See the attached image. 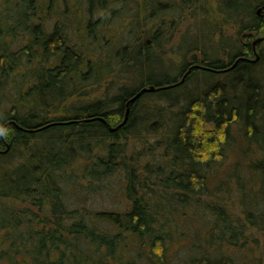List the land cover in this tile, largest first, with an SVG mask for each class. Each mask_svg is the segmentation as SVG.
Segmentation results:
<instances>
[{"label":"trees","instance_id":"16d2710c","mask_svg":"<svg viewBox=\"0 0 264 264\" xmlns=\"http://www.w3.org/2000/svg\"><path fill=\"white\" fill-rule=\"evenodd\" d=\"M76 1L97 41L132 0ZM169 1L144 10L195 16L202 2ZM235 1L219 0L239 26L225 57L197 38L168 65L160 28L134 34L113 56L142 58L145 78L115 74L114 92L76 101L106 76L70 36L68 0H0V94L25 72L18 100L0 95V264H263L264 0Z\"/></svg>","mask_w":264,"mask_h":264},{"label":"rangeland","instance_id":"374dc122","mask_svg":"<svg viewBox=\"0 0 264 264\" xmlns=\"http://www.w3.org/2000/svg\"><path fill=\"white\" fill-rule=\"evenodd\" d=\"M137 1H140V5L137 3ZM137 1H130V9L123 10L122 15L116 18L111 29L109 28L104 30L102 34L99 33L96 41V39L92 40V38L87 33L85 25L86 18L84 17L85 7H82L81 5L79 9L76 0H68L67 4L70 7V11L69 14L65 17L64 22L67 26H69L70 36L77 41L82 40L80 42V45L81 47H83V49H86L85 52L89 57L96 58L97 55V59L101 61V69H103L104 76H106L99 82L96 81L91 85H87V87L82 90V92H85V94L81 97L75 96L76 98H73L74 100L82 101L86 98L87 100H91L106 96L107 90H112L110 93L114 92V90L110 88L111 84L108 81L113 79L115 74H117L118 76L131 75V78H134V80L131 81L129 85H136L143 78H145L146 74L149 73L147 69L144 71V74L138 75L136 73L137 70L142 71L143 69L142 65H144V60L142 58H137L138 62L135 64V66H133V68H124L121 66L119 67L118 61L120 59V56H113L114 54L117 55L118 51L120 53L123 45L125 46L126 44H129L131 40H134V34H137L138 36H136V40L138 38H141L143 41L151 42L153 32L159 30L160 28V32L162 33L161 42L165 45V51L167 54L164 59H166V62L169 65L171 63H176L180 59L179 57L181 56V54L176 53V50L180 45L191 46L193 44V41H195L197 38L200 39V42H202L205 47L208 48L209 45H211L214 50L215 48L217 49L215 53L225 57L226 54L223 51L227 47L226 43H230V39L235 38V34H237V29L239 28L237 23L238 19L227 20L226 18H224V15L221 13V9L219 8V0H202L199 6L200 9L197 10L195 16H193L192 13L188 11V9L185 10L182 14L174 15V11L167 12V10L169 9L167 8L165 9L166 13H161V15L157 19H155V17H151L150 19L148 15L149 13L144 10V0ZM162 1L165 2L169 0ZM170 1L175 2V0ZM170 1L169 4H171ZM176 4L179 5V2H177ZM246 4L247 2L244 3L242 0H236V12L244 9L247 10L248 7H246ZM130 32L133 33L132 36L129 35ZM82 34L84 36L85 34L88 35L86 40H83ZM185 34L186 38L182 39ZM259 36H263V34L257 35V33H255V38H253L252 40L258 38ZM126 39H130V41L127 42ZM135 47L136 48H133V50L131 51L127 50L124 55H128L131 58L132 56L137 55L136 53L138 52V49L141 48V46L136 45ZM192 55V53H189L190 60H192ZM112 58H114V61L112 60ZM107 60L111 62L110 65H107L105 63L107 62ZM138 65H141L139 66L140 68L138 67ZM113 67H116L115 73L108 74L107 72L109 71V69ZM33 69L34 68H32V71H30L32 73H35L36 70L33 71ZM177 71L178 70H175L173 68L170 73L175 74ZM20 72L21 75H18L19 80L17 81V84L10 82L9 86H6L1 92L0 95H2L4 99L7 98V96H10L11 99L18 100L19 95L15 93L11 94V92L13 87L20 84L19 82L22 80V75L25 72L23 70H20ZM150 75L156 76L157 74ZM118 76L116 78L117 81H115V84H117L121 79ZM8 79L11 80L10 77H8ZM27 88L28 87H25L22 91H25ZM33 99L34 96L31 98L32 102ZM232 189L234 190V185L232 186ZM233 194L235 193H230L227 196H232L233 201H235L236 203L237 199L233 196ZM100 200L101 198H99L97 201ZM111 202L115 201H110V205L112 204ZM94 205L96 207L101 206V204L97 202ZM259 238L261 239L259 249L262 251H260L261 254L260 252H258V254L262 257L261 261L264 264V232L260 234Z\"/></svg>","mask_w":264,"mask_h":264},{"label":"water","instance_id":"95a60500","mask_svg":"<svg viewBox=\"0 0 264 264\" xmlns=\"http://www.w3.org/2000/svg\"><path fill=\"white\" fill-rule=\"evenodd\" d=\"M264 10V5L263 6H260L259 8H258V12H262ZM262 38H264V36H259L258 38H256V39H254V42H253V45H254V47H256V44L259 42V40L260 39H262ZM150 89H154V86L153 85H151L150 87H143L142 88V90L141 91H139V93L138 94H136L135 96H133V97H131L130 99H129V103L132 101V100H134L135 98H137L139 95H140V93L142 92V91H145V90H150ZM129 104H128V108H127V113H126V116H125V118H124V121L127 119V117H128V114H129ZM123 121V122H124Z\"/></svg>","mask_w":264,"mask_h":264}]
</instances>
